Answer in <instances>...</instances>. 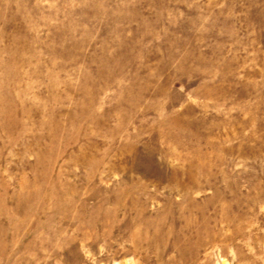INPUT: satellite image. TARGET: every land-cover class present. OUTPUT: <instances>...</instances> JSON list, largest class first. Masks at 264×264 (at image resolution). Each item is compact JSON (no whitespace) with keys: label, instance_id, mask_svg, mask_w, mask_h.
Returning a JSON list of instances; mask_svg holds the SVG:
<instances>
[{"label":"rangeland","instance_id":"1","mask_svg":"<svg viewBox=\"0 0 264 264\" xmlns=\"http://www.w3.org/2000/svg\"><path fill=\"white\" fill-rule=\"evenodd\" d=\"M0 264H264V0H0Z\"/></svg>","mask_w":264,"mask_h":264}]
</instances>
